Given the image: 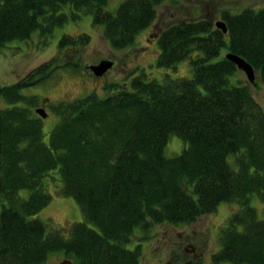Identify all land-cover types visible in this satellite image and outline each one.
Wrapping results in <instances>:
<instances>
[{
  "label": "trees",
  "instance_id": "16d2710c",
  "mask_svg": "<svg viewBox=\"0 0 264 264\" xmlns=\"http://www.w3.org/2000/svg\"><path fill=\"white\" fill-rule=\"evenodd\" d=\"M163 1L120 0L110 10L109 0H0V44L35 32L43 46L56 26L91 14L110 48H127ZM219 17L225 32L205 16L172 21L154 36L159 66L185 60L189 75L158 80L131 70L104 95L55 103L59 119L47 136L42 116L20 104L34 97L22 89L66 62L54 63V54L16 82H0L9 103L0 107V264H47L52 253L68 264H138L140 243L129 245L135 233L192 222L222 201L238 208L213 261L264 264V218L250 202L254 194L264 200V112L225 56L244 57L264 86V5L223 8ZM88 36L63 34L58 50ZM170 134L186 142L177 155L164 153ZM55 179L83 213L67 230H47L37 215Z\"/></svg>",
  "mask_w": 264,
  "mask_h": 264
},
{
  "label": "rangeland",
  "instance_id": "374dc122",
  "mask_svg": "<svg viewBox=\"0 0 264 264\" xmlns=\"http://www.w3.org/2000/svg\"><path fill=\"white\" fill-rule=\"evenodd\" d=\"M120 0H109L108 8L115 10ZM264 5V0H164L157 6V15L148 27L141 30L136 41L127 48L112 49L104 40L102 26L94 25L91 14H83L78 20L69 19L63 25L56 26L49 37L46 45H39L37 33H32L28 39H12L0 44V82L13 83L25 77L36 65L49 59L56 54L54 63L66 62V65L58 66L43 80L36 84L26 86L22 89L25 95L33 96L20 104H26L31 108V112L37 106H44L47 115L42 118L43 130L47 136L59 119V114L53 111L55 103L70 100L84 94L96 92L99 95L105 94V86L110 82H120L127 79L131 70H143L148 76H153L158 80L167 77H177L189 75L190 69L185 60L176 64L175 67L163 68L156 62L158 45L154 38L157 31L172 21L181 18L210 17L212 20L221 19L219 10L228 8L239 10L245 6L259 7ZM87 33L86 42L73 45L62 46L59 49V39L63 34ZM112 60V65L102 74H95L88 65L97 63L101 59ZM74 62L76 64L74 65ZM234 81L245 83L249 86L251 94L264 112V86L258 78L256 72L255 82H249L245 72L239 68L233 74ZM24 101V103H23ZM9 104L0 94V107ZM186 146V142L177 134H170L164 145V153L168 156L179 154ZM233 167H237L234 156H231ZM57 173V172H56ZM56 175L57 174H53ZM57 178V177H56ZM61 186L59 179L51 180L48 190L52 193V199L39 212L40 217L46 222L47 230L61 229L67 230V225L71 221L81 220L83 213L78 202L71 196L58 192ZM27 189H22L20 193L26 195ZM251 204L256 207L259 217L264 218V200L257 195H252ZM230 204V205H229ZM237 208L234 202H220L216 209L202 213L196 219L194 225L202 234H208L209 250L216 248L215 232L218 223H222L230 210ZM171 223H156L150 232L135 233L134 239L129 242L133 246L140 244V260L138 264H159L160 261L169 259L171 256L168 249L161 248V242L167 238V233L176 236V229L180 226ZM137 231V230H136ZM166 232V234H165ZM168 251V252H167ZM47 264L59 263L66 259L62 255H49ZM202 264H211L210 252L208 249L203 253ZM68 264V263H65Z\"/></svg>",
  "mask_w": 264,
  "mask_h": 264
},
{
  "label": "flooded vegetation",
  "instance_id": "af4514ba",
  "mask_svg": "<svg viewBox=\"0 0 264 264\" xmlns=\"http://www.w3.org/2000/svg\"><path fill=\"white\" fill-rule=\"evenodd\" d=\"M233 211H235V205L234 208L230 210V213H228L226 219L222 223H218L217 231L215 232V238H213L215 239L216 248L213 249V251L207 248L208 241L210 239L209 231H207L208 234H202L201 231H198V228L194 225L196 219L192 222L159 223H171L181 227L180 229H176L177 234L174 236V238L170 235L171 233L166 234L165 232L167 238L161 242V248L166 247V250L168 249L171 257L167 260H164V262L161 260L159 264H202L203 261L201 259L206 249H208L210 252L211 264H235L232 261L226 259H219L215 262L212 258L213 253L216 250L222 248L221 243L223 241L221 238L224 236L222 232L228 225L229 216Z\"/></svg>",
  "mask_w": 264,
  "mask_h": 264
},
{
  "label": "water",
  "instance_id": "95a60500",
  "mask_svg": "<svg viewBox=\"0 0 264 264\" xmlns=\"http://www.w3.org/2000/svg\"><path fill=\"white\" fill-rule=\"evenodd\" d=\"M214 23L216 27L221 28L224 32L227 30L226 23L223 19H217L215 20ZM225 56L228 59L232 60L239 69L245 72L249 82H255L256 71L253 68V66L244 57L236 53H233L231 51L226 52ZM112 63H113L112 60L104 58L99 60L97 63L88 65V67H90L95 74L99 75L104 73L112 65ZM35 111L38 114H40L42 117L47 115V112L43 106L35 107ZM65 263H69V260L63 259L59 261V263L57 262L55 264H65Z\"/></svg>",
  "mask_w": 264,
  "mask_h": 264
}]
</instances>
